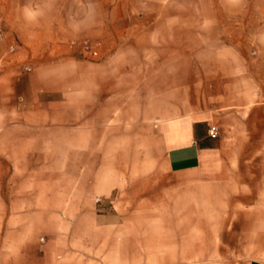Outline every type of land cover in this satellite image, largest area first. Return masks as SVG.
I'll return each instance as SVG.
<instances>
[{"label": "rangeland", "instance_id": "1", "mask_svg": "<svg viewBox=\"0 0 264 264\" xmlns=\"http://www.w3.org/2000/svg\"><path fill=\"white\" fill-rule=\"evenodd\" d=\"M1 31H60L42 37L36 67L103 61L104 85L103 115L87 117L98 137H82L73 116L57 179L26 180L9 204L21 209L0 210V264L22 243V264H264L252 236L264 225V127L243 117L264 101V0H0ZM196 107L220 122L227 167L192 187L162 167L161 132L156 145L148 131ZM48 201L54 211L37 210Z\"/></svg>", "mask_w": 264, "mask_h": 264}, {"label": "crops", "instance_id": "2", "mask_svg": "<svg viewBox=\"0 0 264 264\" xmlns=\"http://www.w3.org/2000/svg\"><path fill=\"white\" fill-rule=\"evenodd\" d=\"M59 32L0 33V197H11L9 200L0 198V210L21 209L9 207V204L16 206L14 201L18 196L28 193L25 191L26 180L57 179L55 149L72 146L68 124L73 116L78 115L81 121L85 120V125L79 130L82 137L96 139L101 131L98 124L89 127L87 117L103 115L104 62H72L65 59L53 62L48 68H37L36 62L32 61L42 37L58 36ZM20 48L26 54L14 53ZM26 59L31 60L32 67L27 72H21L20 64ZM75 83L80 85L77 89L79 93L75 92ZM243 117L244 128L264 127V124L253 123L258 117L264 121V101L247 107ZM136 121H140L139 116ZM156 121L158 124L151 125L148 132L154 135L156 145L161 132L162 167L169 174H187L190 176L189 183L196 187L214 182L226 170L221 135H212L210 131L212 127H220V122L213 114L196 107L194 110H185V113L175 118L165 115ZM230 128L238 126L230 125ZM34 146L47 147L49 151L47 155L42 153L39 156L32 151L25 153L24 149ZM80 146L97 147L98 143L95 140L90 143L86 139ZM59 158L63 163L65 160L67 164L70 163V153L67 158L66 154ZM156 159L157 155L153 157L152 154L146 165L153 170L157 169ZM37 163L43 166L37 168ZM61 170L59 172H64V176H59L60 178L72 177L65 170ZM43 205L46 207L37 210H55L49 201ZM254 226H257V231L252 235L253 243L264 245V225L255 221ZM22 245L7 256L9 264H22L25 260ZM32 258L37 263L46 262L48 259L37 253H33Z\"/></svg>", "mask_w": 264, "mask_h": 264}, {"label": "built area", "instance_id": "3", "mask_svg": "<svg viewBox=\"0 0 264 264\" xmlns=\"http://www.w3.org/2000/svg\"><path fill=\"white\" fill-rule=\"evenodd\" d=\"M212 135H216L217 134V131H216V127H212V129L210 130Z\"/></svg>", "mask_w": 264, "mask_h": 264}]
</instances>
